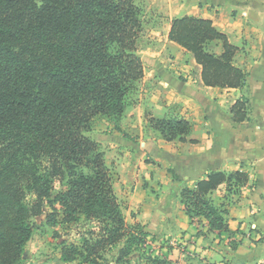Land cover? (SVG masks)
<instances>
[{
  "label": "trees",
  "instance_id": "1",
  "mask_svg": "<svg viewBox=\"0 0 264 264\" xmlns=\"http://www.w3.org/2000/svg\"><path fill=\"white\" fill-rule=\"evenodd\" d=\"M142 31L135 0H0V264H21L46 207L52 225L81 216L100 224L92 233L97 239L83 246L94 264L108 247L125 243L118 262H126L147 244L144 226L126 218L105 150L87 134L97 117L118 123L130 105L145 75L138 54ZM168 37L194 55L203 85H245L248 72L233 63L239 48L211 19L176 17ZM247 101L233 105L235 121L246 119ZM149 121L167 141H186L192 130L184 118ZM247 181L245 172H211L182 190L186 213L227 231L228 209L214 202L212 192L223 183L239 189ZM56 183L63 189L54 194ZM78 251L62 249L66 260Z\"/></svg>",
  "mask_w": 264,
  "mask_h": 264
},
{
  "label": "crops",
  "instance_id": "2",
  "mask_svg": "<svg viewBox=\"0 0 264 264\" xmlns=\"http://www.w3.org/2000/svg\"><path fill=\"white\" fill-rule=\"evenodd\" d=\"M154 1L166 17L164 57L150 74L144 64L154 89L126 108L117 127L105 120L91 136L112 157L127 220L140 222L150 243L179 253L180 264H264V0ZM185 15L211 19L239 48L233 63L248 72L244 86L202 84L194 55L168 37L171 20ZM245 97L247 117L235 121L232 107ZM151 117L184 118L192 130L186 141H167ZM213 171L248 175L239 189L223 183L212 192L228 209L227 231L190 219L182 201L184 188Z\"/></svg>",
  "mask_w": 264,
  "mask_h": 264
},
{
  "label": "rangeland",
  "instance_id": "3",
  "mask_svg": "<svg viewBox=\"0 0 264 264\" xmlns=\"http://www.w3.org/2000/svg\"><path fill=\"white\" fill-rule=\"evenodd\" d=\"M135 2L142 10L143 21V31L138 39V54L146 65L147 74H150L154 70L155 60H161L164 57L162 56V50L166 44L164 40L166 17L162 11H159V7L154 0H135ZM163 62L165 61H161L162 64ZM153 89L154 85L144 82V79H142L130 98V105H133L137 100L144 99L146 93L149 90L152 92ZM105 120H109L117 127L118 123L115 119L101 116L94 120L91 130L87 134L91 136L97 130L101 131ZM110 157L107 158V163L111 167L112 157ZM112 172L116 178L113 168ZM55 186L54 194L63 189V186L59 183H56ZM51 211V209L46 207L44 213L35 219L33 234L24 248L21 264H94L92 262L94 256L89 260L85 259L88 252L85 251L83 246L86 239L91 240V242L97 239V235L92 233H99L100 224L97 221H89L81 216L79 220L72 223L52 225L47 218V214ZM58 220H61V217ZM150 241L151 239L147 237V244L136 247L128 256L126 262H118L120 250L125 246V243L106 248L95 260L98 264H153L148 258L153 255L167 260L168 264L185 262L179 253L173 251L171 254L170 251L162 249V244H154L150 243ZM73 246L79 248L76 255L73 254L74 259H64L62 249L72 248ZM188 258L190 261H200L196 253L190 252ZM190 264L194 263L191 262Z\"/></svg>",
  "mask_w": 264,
  "mask_h": 264
}]
</instances>
